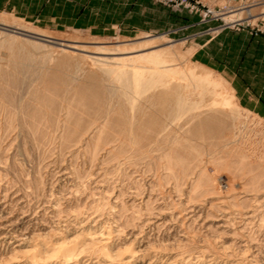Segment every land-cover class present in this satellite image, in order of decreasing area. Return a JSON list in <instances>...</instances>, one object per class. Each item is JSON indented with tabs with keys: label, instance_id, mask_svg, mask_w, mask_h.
<instances>
[{
	"label": "bare ground",
	"instance_id": "1",
	"mask_svg": "<svg viewBox=\"0 0 264 264\" xmlns=\"http://www.w3.org/2000/svg\"><path fill=\"white\" fill-rule=\"evenodd\" d=\"M0 29L44 41L50 40L59 46L58 49L61 47L62 56L58 58L57 64L48 66L49 70L44 65L43 69L47 70L43 74L40 73L45 86L41 90L37 88L30 91L31 99L35 97L37 99L33 100L36 104L31 105V110L26 112L31 128L27 130L33 131V135L29 132L33 144L37 142L39 144L48 135L46 128H54V133L60 128V133H57V138L60 140L59 147L64 149V152L69 151L66 154H70L72 160L82 155L83 160L88 164L87 171L83 170L84 168L80 171L76 167L68 171L67 166L59 168L58 164L57 173L60 178L69 177L72 182H69L68 186L61 185L56 192L50 189L49 198H43L41 193L38 199L35 197L38 196V192H44L47 188L44 186L43 189V185L41 186L42 174L39 173L42 170L39 167L41 171H37V174L31 177L32 180L28 178L24 180L28 172L27 174L25 170L23 172L22 166L20 167L22 171L19 170L18 173L20 171L25 173L19 176L24 177L22 180L29 191L22 189V192L14 193L5 188L6 186L5 189L3 188L8 183L13 188V184L11 185L8 180L10 176L5 177L8 169L3 167L6 166L3 160L8 157L6 148L11 142L8 140L9 137H4L8 135L6 133L0 137V164L5 163L0 165V182L5 181V184L0 183L1 263L142 264L146 261L145 264H264V241L255 239L254 233L251 234L248 228L249 231H245L246 227L254 223L256 217L260 218L259 215L256 216L257 210H264L262 209L264 208V159L260 160L258 157L256 162H251L247 152L242 149L238 140L234 139L235 135L232 137L226 133V130L235 126L239 115L236 111L240 109L229 85L226 84L224 91H219L224 82L214 80L210 75L211 71L199 65L202 70H197L198 66L177 68L170 57L169 48L152 39L144 40L129 48L123 45L100 44L90 47L78 44L76 40L48 35L43 33L42 29L35 31L7 16H0ZM9 45L16 49V52L7 57L10 60V63L9 61L7 63L12 62L13 65L10 66L16 72L29 71L35 63L32 55L17 42ZM78 52L89 53L90 55L82 54L80 57L85 60L84 63L91 59L87 64L96 65L86 66L88 70L83 72L80 78L75 77L77 72L73 75L71 69V73L64 69L70 65L74 66L72 58ZM3 58L0 51V61ZM45 63L47 64L48 61ZM40 65L43 66L41 63ZM112 65H116V68H110ZM0 74L2 77L5 72L0 69ZM4 81L1 82L2 85L0 84L2 87L6 85ZM73 82L75 84H72V88L71 85L70 88L67 87L69 94H65L64 91L67 90L65 86ZM2 87L0 98L7 97L5 100H8L6 88ZM33 89L36 88L32 87ZM107 90L117 95L113 108L108 106L112 109L106 106L104 93H107ZM33 92L34 94H31ZM61 92H64L63 94L68 98L67 102L65 100L64 117L62 116L63 119L60 120L61 115L59 117L57 109L63 104L58 102L60 95L62 96ZM138 96H143V101H138ZM12 100L13 104L10 107L13 108ZM4 102L2 104L0 101V109L4 107ZM25 102L23 103L28 104L27 101ZM18 105L19 103L17 105L15 103L14 107ZM40 124H42V132ZM27 126H22V129ZM22 129V132L26 130ZM27 137L25 140H28ZM4 138H7L8 143ZM38 147L43 146L40 144ZM26 150L28 151L24 149L22 152ZM46 150L45 153L50 151L49 148V151ZM59 150L57 156L60 158L62 154ZM155 151L158 153L154 154ZM142 159L150 161H148L150 170L153 167L164 170L160 174L156 170L159 174L158 184L154 174L148 179L146 175L144 176L145 171L140 172L136 169L138 165L134 166L138 161L142 162ZM15 163L14 160L13 165L17 166ZM85 163H81L83 167ZM10 165H7L9 169H11ZM125 166L128 169L131 166L132 174L137 173L136 176L132 175L137 188L131 185L133 190L136 188L135 192L130 187L129 190L133 192L123 197L126 191L121 189L122 185L118 189L115 186L111 187L112 183H108L110 180H107L106 174L113 173L116 169L124 170ZM34 167L37 170V166ZM149 169H146V172ZM222 170L228 173L225 181L222 180L224 177L221 174ZM1 175H4L3 179ZM85 175L91 176L88 184L94 186L91 187L94 190L91 191L93 200H84L85 202L82 203L79 199L80 201L75 202L76 205H68L72 196L73 199L78 196L80 188L84 183L87 184ZM6 178H8L7 182ZM11 178L13 177H10V181L13 180ZM168 180L170 181L166 191L168 201H165V196L157 194L156 190L153 191V187L166 186L163 183ZM50 181L52 182V179ZM139 181H142V185L150 191L147 190L146 194L139 191ZM115 183L117 184V181ZM64 191L66 196L63 195ZM29 196L36 198L37 202L30 204ZM61 200L66 201L65 206ZM180 219L188 221L187 227L191 228L195 225L194 228L196 226L201 228L199 230L196 228L199 243L193 251L185 249L186 245L183 243L187 232L182 230L185 225H182L183 228L180 226L181 230L179 228V232L183 233L181 236L178 235L181 238L178 239L177 234L176 236L173 234L178 232L180 224L177 221ZM72 234L73 236L69 237ZM216 237L222 239L219 246L215 243Z\"/></svg>",
	"mask_w": 264,
	"mask_h": 264
},
{
	"label": "rangeland",
	"instance_id": "2",
	"mask_svg": "<svg viewBox=\"0 0 264 264\" xmlns=\"http://www.w3.org/2000/svg\"><path fill=\"white\" fill-rule=\"evenodd\" d=\"M149 1L154 3V4L172 9V10L176 11L177 13H179L180 16L181 15L188 16L189 14H192V15L197 17L196 18L197 24L198 25L200 24V25L199 26L198 25H192V23L195 20L189 19L188 17H184V18L181 17L182 18L181 21H179V22L177 21L174 25H167L164 29L165 30L164 32L163 31L162 32L161 31L151 32V33L139 35V36L134 37V38H122V37L101 38V37L90 36L83 31H77V30L67 29V28H63V27L59 31H52V30H48V29H43L42 27H39L36 25H32L29 22L25 21L24 19L15 15L14 13L10 12L9 10L4 9L2 6H3V4H5L6 0H0V16L11 17V18L19 21L20 23L24 24L25 26L30 27L31 29H33L35 31H39V29H42V32L47 33L48 35L56 36V37H62V38H66V39H71L74 41L76 40V42L78 44L87 45L90 47L100 44V45H108V46L123 45V46H126L129 48V47H132V46H135V45L142 43L144 40H150V39L156 40L159 43L165 44L169 48L170 57L173 59V64H175L177 68H179V67L189 68V67L198 66V65L202 66V67L207 68L208 70L211 71L210 75L214 80H216V81L222 80L224 82V84L222 86L223 88L220 87L219 91L220 90L224 91L225 86H227V85L230 86V88L233 92L235 101L239 105L240 109H238V111H236V113H238L239 115H238V120L235 122V126L233 127V129L231 128V129L226 130V133H227V135H230L232 137H234L233 135H235L234 139H237L238 143L242 147V149L245 152H247V155H248V157H250L249 159H251V162H256L258 160V157L260 160L264 159V157H261V156H264V71H262V69H264V67H262V65H264V0H177L175 3H166L163 1H155V0H149ZM31 5L33 7H36L39 11L42 10V0H34L31 3ZM15 42L20 44L21 45L20 47H22L26 51H28L32 55L33 59L35 60V63L32 65L31 69H29L30 72L27 70H22V71L17 70L18 72H16L15 70H13V67L10 66V65H13L12 62H11V64H8V63H10V60L7 57L12 55L14 52H16V49L11 48L9 44H15ZM50 42H51L50 40L44 41L42 39H36L33 37L24 36L21 34L12 33V32L0 29V51H1V54L4 56V58L0 61V69L5 72V74H3L4 76H2V77H1L2 74H0V84L1 85L3 84V83H1V82H3V80H5L4 82H6V83H4L6 85H3V87L0 85V88L1 87L3 89L6 88L5 92L8 95V100L10 101V102H8L7 99L5 100V98H7V97H5V98L3 97V99L0 98V101L2 102V104L4 101H6V102H4V104L9 105L8 107L10 108L9 110L8 109L6 110V108H8V107H5V105H4L3 108L5 110L2 107H1L2 109H0V113H1L0 121L1 120L2 121L3 120L9 121V122L7 121V123L5 122L6 125L3 124L4 121L0 122V125L1 124L4 125V126L1 125V127H0V137L1 136L3 137V135L5 133L8 134V135H4V137H7V138L9 137L8 140L11 142L9 144L10 145L12 144L11 145L12 148L10 145H8L10 147L7 146V148H6V151L8 149V151L6 152V155L8 153V157L5 159L8 161L6 162V160L4 159L3 161H5L6 164L3 162L0 165L5 164L6 166L3 165V167L4 168L7 167L5 169H8V170H6L8 173L6 172L7 174L5 177H8V176L13 177V178H11V180L13 179L12 181H10V177H9V179L6 178V182L9 180V182H11V185L13 184V188L10 186V183L5 184L4 180H3V182L1 181L0 183L5 184L3 186V188L6 186L5 188H7L9 191H12L14 193L22 192L23 190L29 191L28 188L26 189V187H27V186H25L26 183L22 180V178L25 177L24 180H26L27 178L31 179V177L33 178L35 176V174H37V171L42 170L40 173L38 172L39 175L42 174L40 177V179H42V180H40V181H42L43 184H41L42 182L40 184H41V186L43 185V187H42L43 189L45 187H47L48 189L47 188L44 189L45 191L47 190L46 191L47 193L44 190H42L44 192H41V191L38 192V196L37 195L35 196V197H37V199L41 196V193H42L43 198L44 197L49 198L50 196H48V195L50 194V192H49L50 189H51L50 191L56 192L59 189V187H61V185H62V187H63V185L68 186V185H70L69 182H72L71 178H69V177H68L69 179L68 178H64V179L60 178V176L57 173V171H58L57 166L60 165L59 168L60 167L66 168V166H67L68 171H71L75 167L78 168V170H80V171L83 168H84L83 170H86V169L88 170V166H86L88 164L85 163L82 155H79L78 157L76 156V158H74L75 160L73 159L74 164H75L73 166V160H72L70 154H68V155L66 154L69 151L66 149L68 152H64L63 151L64 149L59 147L60 146L59 145L60 140H59V138H57L58 137L57 133H60V131H61L60 128H59V131L56 129L55 133H54V130H55L54 128H51V127H49L51 129L46 128V129H48V131L45 130L48 132V135H47L48 138H47V136H45L46 138L44 137L43 140L41 142H39V144H38V142L33 144L34 142H32L33 141L32 136L30 135V133L32 134L33 131L30 132L29 130H27V129L31 130V128H30L29 123H28L29 116H26V115H28L26 112H28V110H31V108H32L31 105L36 104V101H35V103H33L34 102L33 100L37 99L34 95H33V97H35L36 99L35 98L31 99L32 96H30V91L37 90V88H38V90H39V88L41 90L42 87L45 86V85L43 86V82H44L43 76H41L40 73L43 74L44 71L46 72L47 69L49 70L50 67H52L53 63L57 64V62H58L57 60H59L58 58H60L62 56V55H60V53H61L60 48L61 47L58 49L59 46L57 44H54L52 42L50 43ZM82 54L90 55L89 53H86V52L85 53L84 52H78L72 58L74 60V66L70 65V67L68 66V67L64 68L65 71H67V72L69 71V73H71L70 71L72 70L73 73H71V74H73V75L77 72L76 76H75L77 78H80L83 75V72H86V70H88L86 66L89 65L87 63L91 60V59H89L88 62L84 63L85 60H82L83 58L80 57V56H82ZM51 55H52V57H51ZM248 57L251 58V62H252L251 65L247 68L248 72L246 73L245 71L242 70L243 74H241V73L239 74L238 68L240 66V62H242L243 60L245 61L246 58L249 61ZM6 59H7V61L5 62ZM42 60H43V62H41ZM45 61L46 62L48 61V63L46 64ZM81 62H83V63H81ZM238 62H239V64H238ZM40 63L43 64V66L40 65ZM80 63H81V65H83L82 67H81ZM84 64H85V66H84ZM194 64H196V65H194ZM44 65L46 66V68L48 66H50V67L45 70V69H43V68H45ZM40 66H42V67H40ZM89 66L95 67L96 65H93V66L89 65ZM199 66L196 67L197 70H202L201 67H199ZM33 68L35 71L33 70ZM110 68H116V65H112V67H110ZM11 69H12V71H11ZM24 71H27V72H24ZM12 72H13V74L11 75ZM100 76H102V75H100ZM1 79H2V81H1ZM10 80H12L13 82ZM104 81L106 83V80H104ZM9 83H11V84H9ZM7 84L10 86H8ZM72 84L74 85L75 83L74 82L68 83V85L65 86V88L67 89V87H69L70 85L72 88V86H73ZM32 87H34L36 89L32 90ZM7 89H10V90H7ZM66 89H64V90H66ZM67 90L64 91L65 94H69V90L68 91ZM108 91L109 90L106 91L107 93H104V95H106L105 96V99L107 102L106 106L108 107L110 105L113 108L114 102L117 101L116 100L117 95H115V94L113 95L114 92H111V91H109L110 92V95H109ZM63 93L61 92L62 96L60 95V98L58 101L59 103L61 102L60 104L63 103L61 105L62 107H58V109H57V111L59 112V114L57 113L59 115V117L61 115L60 120L63 119V117H64V114H65L64 110L66 108L65 106H66V102H67L66 99L68 98V96L66 97L65 94H63ZM31 94H34V92ZM9 95H11V96H9ZM12 99H14V100H12ZM60 99H62V100H60ZM143 99H144L143 96H138V101L141 102V101H143ZM2 100H4V101H2ZM11 100L14 101V105H15V103H16V105H17V103H19V105L16 107H14V105H13V108H15L16 111L12 107H10L11 104H13L11 102ZM29 100H32V102H30ZM63 100H64V102H63ZM65 100H66V102H65ZM191 100L194 101V99H191ZM19 101H21L22 103ZM25 101H27L28 104H24V103H26ZM110 102H111V104H110ZM20 103L23 106L20 105ZM64 103H65V105H64ZM25 106H26L27 111L25 109ZM18 107H19V110H17ZM20 107H22V108H20ZM111 107H108V108L112 109ZM1 111H3V112H1ZM23 112H24V114H23ZM63 112H64V114H63ZM11 113H13V114H11ZM25 117H27V118L24 119ZM8 118H10L11 120H9ZM12 119H13V121H12ZM26 120H27V122H26ZM14 121H15V123L11 124ZM19 121L20 122L22 121V123H24V124L20 123ZM230 123H231V121H230ZM17 125L18 126L21 125V127H18ZM26 125H28L27 128H25ZM6 126H7V128H6ZM22 126H25V127H23V129H26L27 131L24 130L22 132L21 131ZM48 126H49V123H48ZM4 127H5V129H4ZM40 127H41L40 131L42 132V124H40ZM2 129H4L3 130L4 133L1 132ZM52 130H53V132H52ZM25 131H26V133H25ZM49 131H51L52 133ZM47 132H46V134H47ZM1 133H3V134L1 135ZM49 134H51V135H49ZM28 135L31 139L29 137H27ZM53 135H55L56 138H55V136L52 137ZM49 136H50V139H49ZM236 136H237V138H236ZM21 137L22 138L24 137V138L22 139ZM26 137L28 138V140H25ZM7 138L6 139L4 138V139L7 140ZM8 140H7V143H8ZM46 140H49V142ZM51 140H54V142ZM1 141L3 142V138ZM29 141H31V143ZM42 142H44V143H42ZM51 142H53V143H51ZM55 142H56V144H55ZM45 143H47V145H45ZM5 144H6V142H5ZM26 144L27 145L29 144L28 145L29 147H27ZM31 144H33V145H31ZM36 144H38V146H40V144H41V146H43V147H41V148H43V150H38L41 148L38 147ZM17 146H19V147H17ZM9 148H11V150H9ZM36 148H38V149H36ZM48 148H49V150H50V148L51 149L53 148L54 150L52 149L49 151ZM24 149H28V151L27 150H26V152L24 151L25 153L22 152ZM46 149L51 153H49V152L45 153ZM58 150L61 151L60 153L62 154L61 156L63 157L62 158L60 156L61 159L59 158V156H57L59 154ZM36 152H37V154H36ZM38 152H40L41 155H40V153L38 154ZM42 152H43V154H42ZM62 152H64V153H62ZM26 153L29 155L26 156L25 155ZM153 153L156 154V153H158V151H155ZM44 154H46L47 156H45ZM11 155H13L14 158ZM15 156H16V158H15ZM251 156L254 157L255 160H253L254 158H251ZM43 157H44V159H43ZM14 160L17 163V164L15 163L17 166L13 165ZM51 160H54V161H51ZM148 161H149L148 159H147V161H146V159H142V162L138 161V163L135 164L134 166L138 165L139 167L137 166V168H136L138 171H140V172L145 171L146 172V169H149L148 165H150V163H149L150 161L149 162ZM10 163L13 166H11ZM18 163H20V164H18ZM52 163H54V165ZM81 163H83V164L85 163L84 167H83V164H81ZM146 163H148V164H146ZM37 164H39V165H37ZM143 164L144 165L146 164V165L143 166ZM7 165L8 166L10 165L11 169H9V167ZM35 165L37 166V170L35 169L36 167H34ZM45 165H46V167H44ZM71 165H72V167H71ZM141 165H142V167H141ZM147 166H148V168H147ZM20 167H22L23 172L25 170V173L27 174V172H28L29 175L28 174L25 175V173H23V172L21 173L22 170ZM39 167L41 168V170ZM125 167H123L124 170L123 169H120V170L116 169L118 172H116V170H115L113 173L108 172L106 174L108 177L107 180H110V182L108 181V183L109 184L112 183L111 187L115 186L118 189V187L120 188L122 185L123 188L121 187V189L122 190L124 189V191H126L123 197H125V195L126 196L129 195L130 192L132 193L137 188L135 186L136 184L134 183L135 178L133 177V176H136L137 173H133V174L131 173V171H132L131 166H129L130 169H128L127 167H126L127 169H125ZM18 168H20V169H18ZM79 168H81V169H79ZM141 168L145 169V170H142ZM12 169H14L17 173L14 170L12 171ZM19 170H21V171L18 173ZM126 170H127V172H126ZM156 170L157 169L155 167H153V168H151V170L150 169L147 170V172H149V171H151V172H149V173L146 172L147 174L144 172V176L146 175L145 177L150 179L151 176L154 174L157 177L156 182L158 184V182H159L158 176H159L160 172L163 173L164 170L162 168H161V170L158 169L157 171L159 174H157ZM121 171L122 172L124 171V172L122 173ZM14 172H15V174H14ZM19 174H21L22 176L23 175H25V176L22 177L21 175L19 176ZM109 174L110 175L112 174V175L110 176ZM123 174H124V176H122ZM127 174H128V177H127ZM148 174H149V176H148ZM221 174L224 175L223 179L222 178L221 179L225 181L226 177L228 176V173L225 170H222ZM11 175H13V176H11ZM1 176L3 179L4 175H1ZM129 176L131 177V179H129L130 178ZM5 177H4V179H5ZM84 177H86V178H84ZM84 177L83 178L86 179L85 182H87V184H85L84 180H83L82 185H83V183H84V185H83V187L80 186L81 190L78 192L79 193L78 196L76 195L77 199H76V197L73 199V196H72V198L70 199L71 202L68 205L74 206V205H76L75 202L80 201V200H82L81 201L82 203L84 200H86V201L93 200L94 197H93L92 192L94 190H92V188L94 186H92L93 184L92 185L88 184V181L91 180V176L85 175ZM110 177H111V179H110ZM113 177L116 179H114ZM14 178H16L18 180L14 179ZM19 179L22 181H20ZM50 179H52V182L50 181ZM54 180H56V181H54ZM115 181H117V184L115 183ZM50 182H51V184H50ZM53 182H56V183H53ZM169 182H170L169 180L165 181L164 183L162 182L163 185H166V186H162V187L154 186L153 187V191L156 190L157 192L156 191L155 192L157 194H161V195L165 196V197L163 196L165 198V201H168L166 191H168V188H167L168 185L167 184ZM23 183H24V185H23ZM18 184H20V185H18ZM52 184H57V185H55V186L53 185L54 186L53 187ZM113 184H115V185H113ZM7 185H8V187H7ZM48 185H50V187L51 186L52 187L50 188ZM87 185H89V186H87ZM131 185L133 187H136V188H134V190H133V187H131ZM138 185L137 186L139 187L138 188L139 191H141V192L143 191V193H145V192L147 193L148 191H150V189H147L146 186L142 185V181H139ZM22 186H24L25 189L21 188ZM130 187L133 191L131 189L129 190ZM155 187H156V189H154ZM11 188H12V190H11ZM83 188H85V190ZM140 188H143L145 191L140 189ZM160 188H162V190ZM0 191H1V188H0ZM63 193H65V194H63ZM63 193L62 194L64 196H66V192L64 191ZM44 194H46L47 196ZM95 195L96 194H94V196ZM79 196H81V197H79ZM29 197L30 198H28V200L30 199L29 200V202H31L30 204H33V203L35 204V202H37L36 198H34L35 199V201H34L33 197H31V196H29ZM72 200H74V201H72ZM61 202L63 203V206L66 205V203H65L66 201L61 200ZM88 204L89 203L87 202V205ZM77 205H79V204H77ZM81 206L82 205H80V207ZM153 207H154V205H153ZM72 209H74V208H72ZM84 209H86V208H84ZM262 209H264V208H262ZM262 211H264V210H261V209L257 210L256 216L259 215L258 217H260V218H257L255 216L256 218L253 220L254 223L252 222L253 223L252 225H249V226L247 225L248 227H246V229H245V231L250 230L251 234L254 233V235H253L254 238L257 239L258 241H261V242L264 241V240H262V239H264V225H261V223L264 224V217H262V216H264V215H262L264 213H262ZM105 213H106L105 215H107V212H105ZM260 213H262V214H260ZM184 220L180 219L179 221H177V223L180 224L178 226V229H177L178 232L173 233V234L175 236L177 234L176 238L179 239V238H181L179 236H181L183 234L182 232H179L183 228L182 225L183 226L185 225L184 227L187 229H191L189 231L185 228L182 229L183 231H185V230L187 231V232H185L186 234L184 233L185 234L184 236L186 238H185V240L183 238V243H185V245L187 246V247L185 246V249L193 251V250H195V247H197V245L199 243L197 231L201 228L196 226V228L198 229L197 230L196 228H194L195 225H193V226L191 225L192 226L191 228L187 227L188 221H186V220L184 221ZM179 228H180V230H179ZM252 230L253 231L255 230V231L253 232ZM72 236H73V234L69 235V237H72ZM221 240H222L221 237H219V238L216 237L215 238L216 245L219 246ZM189 245H190V247H189ZM133 247H135V246H133ZM145 263H146V261H144L142 264H145ZM0 264H4V263L0 262Z\"/></svg>",
	"mask_w": 264,
	"mask_h": 264
},
{
	"label": "crops",
	"instance_id": "3",
	"mask_svg": "<svg viewBox=\"0 0 264 264\" xmlns=\"http://www.w3.org/2000/svg\"><path fill=\"white\" fill-rule=\"evenodd\" d=\"M33 1L6 0L2 7L43 29L59 31L63 27L101 38H134L164 32L167 25H174L182 20L181 17L193 19L192 25H198L196 16H180L149 0H42L41 11L31 5ZM248 59L240 62L239 74H243L242 70L248 72L252 63L251 58Z\"/></svg>",
	"mask_w": 264,
	"mask_h": 264
},
{
	"label": "built area",
	"instance_id": "4",
	"mask_svg": "<svg viewBox=\"0 0 264 264\" xmlns=\"http://www.w3.org/2000/svg\"><path fill=\"white\" fill-rule=\"evenodd\" d=\"M155 1H163L166 3H175L177 0H155Z\"/></svg>",
	"mask_w": 264,
	"mask_h": 264
}]
</instances>
